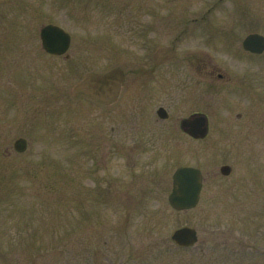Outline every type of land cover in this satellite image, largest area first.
<instances>
[{
	"label": "rangeland",
	"instance_id": "rangeland-1",
	"mask_svg": "<svg viewBox=\"0 0 264 264\" xmlns=\"http://www.w3.org/2000/svg\"><path fill=\"white\" fill-rule=\"evenodd\" d=\"M47 23L70 33L66 61L42 50ZM0 30L28 36L19 64L0 55L1 83L19 70L43 94L38 134L24 117L0 116V264H181L171 231L217 215L171 208L175 166L206 173L220 162H264V84L250 89L247 79L264 70L259 56L238 51L248 32L264 34V0H0ZM201 61L235 78L202 83ZM196 110L211 117L204 139L180 128ZM17 133L30 137L23 152L4 145ZM207 190L200 206L214 205Z\"/></svg>",
	"mask_w": 264,
	"mask_h": 264
},
{
	"label": "flooded vegetation",
	"instance_id": "flooded-vegetation-1",
	"mask_svg": "<svg viewBox=\"0 0 264 264\" xmlns=\"http://www.w3.org/2000/svg\"><path fill=\"white\" fill-rule=\"evenodd\" d=\"M43 26L44 25H42L41 28ZM41 28L39 30V39L42 50L49 55L62 56L63 54H53L43 47L40 37ZM252 32L257 31H250L246 35ZM245 36L241 39V49L239 48L238 51L247 57L250 56L249 58L253 56H259L255 57L256 60L260 61L258 63L260 64L258 68L264 70V49L261 52H252L245 49L243 47V40ZM27 37L28 36L26 35V32L0 30V55L4 54L6 56L8 60H5L6 63L8 62L9 64L12 62L13 65L20 63L18 58L24 54V46L26 45L25 43H27ZM236 49H234V53H236ZM13 53L15 56L11 55ZM247 54H249V56ZM68 57L69 54L67 53L63 56L65 61L69 59ZM155 57L156 56L153 53V60H155ZM0 58L3 57L0 56ZM251 60H253V58H251L250 61ZM194 64L197 70L196 74L200 76L202 83L204 82V79L208 77V81H210L209 84L212 83L216 86H222V83H224L223 81L232 82V80L235 78L233 77L234 74H231L229 71H225L215 62L201 61ZM153 67L154 62L150 64V70H154ZM9 69H12V67ZM17 71L13 73V79L8 80L7 84H2L0 81V116L3 117L6 115H18L22 118L24 117L26 124L30 125V130H35L36 134H38L39 130L35 127L33 120L35 116L39 117L40 114V102L43 99V94L40 92L42 91L40 87L41 85L33 87L32 83H29V81L25 78H19L21 75H19ZM248 72L247 79L250 89L252 88L254 80H258L264 84V71L258 73L257 70L255 72H251L250 70ZM258 75H260L261 78H259ZM102 76L104 77V79L101 81L102 86H106V82L110 75L104 72ZM233 84L231 87L235 88V83ZM56 88L57 87L54 86V96L59 94ZM27 90L32 91L31 96L33 99H31L29 102H34L35 105H31V103L29 105V102H27V99L25 98L27 97ZM261 103V99H257L255 103H252L253 105L251 110H248V113L246 114H248L251 118L256 113H259V106ZM163 108L166 110L165 107ZM195 114L206 115L207 132L204 136L193 139H204L209 133L211 117L209 113L204 110L193 111L185 117ZM242 114L243 112L241 111L236 112L235 118L237 120L240 119ZM27 116L29 118H26ZM167 117L168 112L165 118ZM26 128L29 130L28 126H26ZM180 128L187 136H189L181 126ZM5 131L6 130H3L2 132L3 137V133ZM8 132L9 133L7 134H11L12 136V132ZM234 133H236V131H234ZM29 138L30 137L22 133H17L13 139L11 138V140L5 142L4 145L7 144V148L9 146V148L11 147L15 152H23L30 145ZM20 140L23 141L18 143ZM18 146H21L23 151H18ZM238 163L241 164L238 165ZM179 166H194L201 171V188L199 199L195 207L199 209L200 214L205 215L210 212L217 215L215 222L204 221L198 227V229L196 228L197 239L193 244L181 246L177 245L171 239L172 243L177 249H181L186 253L176 256V258L179 259V262L181 264H264V180L261 182V184L257 182L253 183V172H264V162H257L255 164L253 162H220L211 170L206 171V173L202 170V167L200 168L199 166L188 163H179L173 169L172 174ZM209 179L213 180L212 182L215 183L211 187H208L207 190L205 188ZM205 190H207L208 195H211V198L213 196L210 201V203H214L213 206H200ZM195 207L186 210H191ZM221 214H228L230 217L227 219V221H222L220 216ZM125 258L128 259L130 257L125 256ZM135 258L137 257L133 256V259ZM124 262L130 264L129 260Z\"/></svg>",
	"mask_w": 264,
	"mask_h": 264
},
{
	"label": "water",
	"instance_id": "water-1",
	"mask_svg": "<svg viewBox=\"0 0 264 264\" xmlns=\"http://www.w3.org/2000/svg\"><path fill=\"white\" fill-rule=\"evenodd\" d=\"M40 37L43 47L55 54L66 51L70 42L69 33L57 24H46L41 28ZM243 47L252 52H261L264 49V36L259 33H250L243 40ZM161 118L167 116L163 107L157 109ZM183 130L192 137H202L207 132V118L204 114H195L180 120ZM20 140L18 143H21ZM23 146V145H22ZM18 150H23L21 146ZM202 175L198 168L193 166H179L172 175V188L168 194L169 204L176 210L195 206L199 198ZM171 238L182 246L193 244L196 239V230L193 226L183 225L174 229Z\"/></svg>",
	"mask_w": 264,
	"mask_h": 264
}]
</instances>
